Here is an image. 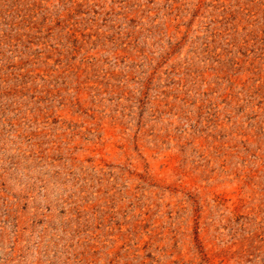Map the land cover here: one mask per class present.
Here are the masks:
<instances>
[{
    "label": "rangeland",
    "instance_id": "obj_1",
    "mask_svg": "<svg viewBox=\"0 0 264 264\" xmlns=\"http://www.w3.org/2000/svg\"><path fill=\"white\" fill-rule=\"evenodd\" d=\"M0 264H264V0H0Z\"/></svg>",
    "mask_w": 264,
    "mask_h": 264
}]
</instances>
